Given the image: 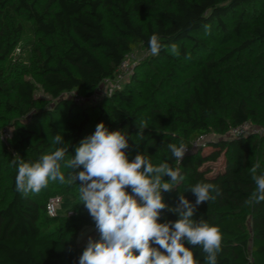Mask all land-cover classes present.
Instances as JSON below:
<instances>
[{"label":"trees","instance_id":"trees-1","mask_svg":"<svg viewBox=\"0 0 264 264\" xmlns=\"http://www.w3.org/2000/svg\"><path fill=\"white\" fill-rule=\"evenodd\" d=\"M158 2L47 0L43 11L39 12L28 0H18L17 8L23 9L34 21L36 30L50 41L39 71L41 86L55 104L35 111L31 122L35 124L46 119V125L55 137L59 134L55 114L75 107V102L62 94L76 91L84 97H92L102 81L115 77L120 61L137 45L150 52L148 41L154 33L162 38L166 47L159 55L152 56L142 70L146 77L155 78L158 83L160 77H156L158 72L153 64L172 60L168 46L177 44L179 56L190 57L186 60L194 64L197 83L174 101L163 106L154 103L143 119L146 127L141 136L138 135L142 123L139 112L146 106L135 105L132 94L121 88L114 89L108 99L110 103L105 106V101H100L96 108L110 131L119 130L128 137L126 154L129 160L141 153L147 155L154 166L168 162L173 168L181 169L184 181L171 192L162 194L170 207L176 206L180 193L194 203L196 197L188 189L198 182L218 185L221 194L214 201L199 205L193 217L220 228L222 250L218 253L217 264H264V202L246 203L256 188L251 167L259 164L257 175L264 173V149L260 139L253 134L224 135L231 126L248 120H264V110L247 101V97H238L229 91L219 72L224 67L222 63L234 52L248 49L255 41L264 42V0H171L163 7H159ZM253 4H258L259 19L252 27L250 37L215 57L208 51L207 43L213 40L216 26L224 32V19L240 9L233 21L237 30L247 14L245 5ZM106 9L116 16L114 28L109 33L105 25ZM197 52L203 55L196 57ZM3 54L0 37V63ZM259 61L264 62V54H260ZM131 79L138 80L135 73ZM10 86L16 90L21 105L35 106L34 86L29 80L12 81ZM82 114L79 123L70 124L75 131L68 152L85 137L88 115ZM39 128L42 132L43 125ZM209 131L219 134L218 137L207 138ZM200 135L205 136V153L202 148L188 151L182 161L171 156L169 143L178 146L183 141L190 145ZM46 147L29 144L28 150L19 157L12 152L19 148L16 143H7L4 149L10 197L0 201V264H79V256L84 250L75 243L74 232L81 224H95L79 198V181L77 188L74 183H68L62 190V193L72 191L76 196L67 209L72 212L69 215L50 216L45 211L46 201L40 203L31 194L24 197L16 191L17 164L13 161L23 159L34 163L48 153ZM221 153L225 158L222 170L212 172L211 167L203 165L205 160L216 159ZM178 218L177 214L164 210L158 222ZM185 246L192 248L199 264H204L201 246L193 248L187 243Z\"/></svg>","mask_w":264,"mask_h":264},{"label":"clouds","instance_id":"clouds-1","mask_svg":"<svg viewBox=\"0 0 264 264\" xmlns=\"http://www.w3.org/2000/svg\"><path fill=\"white\" fill-rule=\"evenodd\" d=\"M148 46L152 56L159 55L166 47L156 33L149 38ZM168 51L176 56L180 54L175 43L168 46ZM145 127L142 122L138 135L141 136ZM52 143L63 145L64 138L57 134ZM128 147L126 134L110 131L100 122L94 133L80 141L72 158L65 160L68 147L61 146L34 163L14 160L16 191L27 197L39 193L50 181L64 183L66 176L61 167L70 169L67 182L79 181V198L99 233L98 240L88 238L79 264H199L186 243L193 248L202 247L204 264H217L222 250L220 228L193 217L199 205L214 201L221 194L218 185L198 182L188 189L196 197L194 203L180 193L176 206L170 207L162 194L184 181L181 169L173 168L168 162L154 166L141 153L129 160ZM168 149L173 158L182 161L188 146L181 141L178 146L169 143ZM258 168L256 164L250 169L256 188L247 204L264 202V173L257 175ZM164 210L179 218L159 223Z\"/></svg>","mask_w":264,"mask_h":264},{"label":"rangeland","instance_id":"rangeland-1","mask_svg":"<svg viewBox=\"0 0 264 264\" xmlns=\"http://www.w3.org/2000/svg\"><path fill=\"white\" fill-rule=\"evenodd\" d=\"M46 1L28 0V3H33V7L41 12ZM158 1V6L163 7L171 0ZM17 4L18 0H0V37L3 39L4 49V59L0 63V201L10 197V180L4 155L7 143L18 145V150L12 151L15 157L26 152L29 144L47 145L48 153L61 146L69 149L70 139L75 131L70 124L79 123L83 118V112L88 115L85 137L94 133L98 123L103 122L107 126L96 106L100 101H105V106H107L110 103L108 99L114 89L121 88L132 94L135 105L146 106L139 112L141 122H143L154 103L163 106L168 101H174L187 94L198 80L194 64L181 56L171 54L170 51L172 60L153 64L158 72L156 77H160L157 80L160 81L157 83L155 78L146 77L142 67L149 59L153 58L144 47L137 45L126 57L130 71L119 78L102 81L92 97L83 96L82 99L76 100L78 95L76 91L62 94L63 97L73 100L75 107L71 111L61 110L55 114V123L59 135L64 138V144L54 145L52 143L54 136L46 125L47 120L42 118L35 124L31 122V116L35 111L51 108L55 104V100L41 86L39 71V65L45 57V48L50 41L36 30L34 21L23 9H18ZM245 9L247 14L242 18V24L237 30L233 27V21L240 9L224 19L226 25L224 32L219 26H216V30L212 34L213 40L207 43L208 51L214 53L215 57L229 51L232 47L238 46L245 38L250 37L252 27L256 24L255 21L257 22L259 19L258 4L245 5ZM105 18V25L109 33L114 28L113 23L116 21V16L113 11L106 9ZM261 53L264 54V42L255 41L248 49L234 52L228 60L222 63L224 67L219 72L223 75L229 91L238 97H247V101L255 103L264 110V62L259 61ZM196 55L198 57L203 54L197 52ZM133 73L136 74L137 81H132ZM168 73L170 74L168 75ZM22 79L29 80L34 86L33 95L36 98L34 107L21 105L17 101L16 90L10 86L12 81ZM249 121L250 128L254 129L250 133L260 139L261 147L264 149V120ZM40 125H43L42 132L39 128ZM218 135L214 131H209L206 137L213 139ZM201 148L202 152L205 153L207 148L204 147L203 143L190 151L195 152ZM72 156H75V149L66 154L65 160L72 158ZM224 164L225 158L222 153L216 159H208L203 162V165L211 167L212 172L222 170ZM61 171L67 175L70 169L64 168L62 165ZM67 184V179L64 183L50 181L48 186L39 193L30 194L42 203L53 194H61L63 187ZM74 186L77 188L78 184L74 183ZM60 196L61 201L57 215H65L67 209L75 202L76 196L72 191L64 192ZM249 220L250 216L248 215V230H250ZM89 237L99 239V233L93 223H84L78 226L73 239L84 250Z\"/></svg>","mask_w":264,"mask_h":264},{"label":"built area","instance_id":"built-area-1","mask_svg":"<svg viewBox=\"0 0 264 264\" xmlns=\"http://www.w3.org/2000/svg\"><path fill=\"white\" fill-rule=\"evenodd\" d=\"M127 55L125 56V58H123L118 67H117V72L116 75L114 77L115 78H119L122 75H124L125 73H128L130 71V66L127 60ZM105 80H109V79H105ZM83 96L78 94L77 97L75 98L76 100L82 99ZM254 131V129L250 128V121H245L241 124L238 125H234L231 126L227 133L225 134V136L228 137H236V136H242V135H246V134H251L250 132ZM204 139L205 136L204 135H200L197 138H195L190 145L188 146V151H190L192 148H195L197 145H200L201 143H204ZM187 151V152H188ZM61 201V196L58 194L55 195H51L45 203V211L48 215L53 216V215H57V211H58V207H59V203ZM71 211H67V215L71 214Z\"/></svg>","mask_w":264,"mask_h":264}]
</instances>
